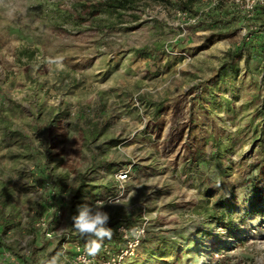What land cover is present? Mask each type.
Returning <instances> with one entry per match:
<instances>
[{"label":"rangeland","instance_id":"obj_1","mask_svg":"<svg viewBox=\"0 0 264 264\" xmlns=\"http://www.w3.org/2000/svg\"><path fill=\"white\" fill-rule=\"evenodd\" d=\"M254 1L203 0L205 11L218 2L228 11V24L208 28L163 0L121 10L17 0L11 18L0 9V264L57 255L68 264L72 243L85 244L71 219L84 202H102L116 221L103 242L113 247L119 226L143 225L123 264H256L264 10L255 7L264 3ZM143 46L154 57L136 52ZM57 56L62 67L50 62ZM224 61L234 66L225 77ZM5 125L23 138L5 145ZM121 169L128 177L115 182Z\"/></svg>","mask_w":264,"mask_h":264},{"label":"trees","instance_id":"obj_2","mask_svg":"<svg viewBox=\"0 0 264 264\" xmlns=\"http://www.w3.org/2000/svg\"><path fill=\"white\" fill-rule=\"evenodd\" d=\"M138 0H105V5L107 9H111V10H121V9H131L134 7V4L137 2ZM160 1V0H159ZM165 2H167L168 4H170L174 9L181 11V12H185L186 14L189 15H194V14H198V15H202L201 19L199 22V24H201L202 27L204 28H208L210 25H205L206 22L209 21V23H211L212 25L214 24H221L222 23H226L228 24V21H226L224 19L225 15L228 14V11H222L221 9V2H218L217 5L211 6L208 9H205L202 7V3L203 0H163ZM255 9H262L264 10V5H257L255 7ZM224 12V13H223ZM257 12H261V11H257ZM204 15V16H203ZM219 34H223L224 33H219ZM222 35V36H223ZM259 43H260V47L261 49H259L258 52L259 54H261L262 48H264V40H262L261 38H259ZM241 46H238L236 49V53H232L231 55L234 56L235 54H239L241 53ZM136 52L140 55L143 56L145 58H152L154 57V54L152 52L151 49H148L147 46H143L140 48L135 49ZM234 72V66L227 62L224 61L222 62V64L219 66L218 68V74L220 76H228L230 74H232ZM0 122L1 123H6V118H0ZM94 136L97 133H94L92 131L91 136ZM258 141L261 144V147L264 148V125H262V128L258 134ZM23 138V134L20 130L17 129H11L10 127H8V125L4 126V130L2 132V140L4 142L5 145H11L13 142L21 140ZM211 144L213 146V152H212V156L213 158H215L216 160L219 159V156L222 154V149H221V143L215 139H211ZM199 150V148H198ZM198 150H196V153L198 152ZM201 154V153H200ZM200 154H194L192 159V162L194 163V165L197 167L198 166V160L201 158ZM261 176H264V171L261 172ZM119 182L118 179L115 180V182ZM264 191V183H258V182H254L252 184V200H255L258 198V196L261 194V192ZM219 203L215 204V207H218ZM225 210V205L224 203L221 205V207L219 208V211L221 212V214L224 213ZM257 211H260V207L256 206ZM264 210V209H262ZM209 217L211 220H213L215 217L214 214L210 213ZM116 221H112L111 223H109L110 225L115 224ZM153 254H157V252H154Z\"/></svg>","mask_w":264,"mask_h":264},{"label":"clouds","instance_id":"obj_3","mask_svg":"<svg viewBox=\"0 0 264 264\" xmlns=\"http://www.w3.org/2000/svg\"><path fill=\"white\" fill-rule=\"evenodd\" d=\"M0 9H5L8 17H13L18 9L17 0H0ZM63 58L57 56L50 62L62 67ZM119 201L113 202V205ZM104 204L97 202L95 205L84 202L77 205V214L71 217L75 231L85 239V251L89 256H95L102 248L106 239H111L113 230L108 227L110 214L104 211ZM256 264H264V242L255 249ZM45 264H61L59 255L51 257Z\"/></svg>","mask_w":264,"mask_h":264},{"label":"built area","instance_id":"obj_4","mask_svg":"<svg viewBox=\"0 0 264 264\" xmlns=\"http://www.w3.org/2000/svg\"><path fill=\"white\" fill-rule=\"evenodd\" d=\"M254 0L248 8H252ZM264 3V0H260ZM181 12V11H179ZM190 21H195L197 18L192 17L185 12H181ZM128 177V172L125 169H121L117 173V179L119 181L125 180ZM118 231L122 242L113 247L110 242L102 244L101 250L95 256H89L85 251V244L76 241L72 243V254L68 260V264H123L124 260L134 255L136 248L138 247L142 236L144 235L143 225H137L133 228L119 226Z\"/></svg>","mask_w":264,"mask_h":264}]
</instances>
